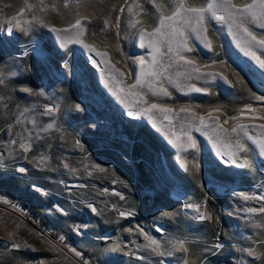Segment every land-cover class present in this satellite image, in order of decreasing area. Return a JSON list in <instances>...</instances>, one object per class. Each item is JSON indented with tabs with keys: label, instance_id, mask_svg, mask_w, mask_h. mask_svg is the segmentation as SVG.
<instances>
[{
	"label": "rangeland",
	"instance_id": "rangeland-1",
	"mask_svg": "<svg viewBox=\"0 0 264 264\" xmlns=\"http://www.w3.org/2000/svg\"><path fill=\"white\" fill-rule=\"evenodd\" d=\"M174 7L0 0V264H264V46L238 27L258 41L264 20L221 7L141 41Z\"/></svg>",
	"mask_w": 264,
	"mask_h": 264
},
{
	"label": "snow or ice",
	"instance_id": "snow-or-ice-1",
	"mask_svg": "<svg viewBox=\"0 0 264 264\" xmlns=\"http://www.w3.org/2000/svg\"><path fill=\"white\" fill-rule=\"evenodd\" d=\"M175 2V7L172 9L171 15L168 16H164L161 15L159 18V27L154 29L153 32L148 33L144 30L141 31L140 33V38L141 41L144 40L145 36L151 37V36H155L157 34H163V35H167V36H171V37H183V33L180 30V27H178V22H183L184 24H189L193 19L195 20L196 24L199 26L200 30H206L204 28V24L203 22L205 21L206 15L205 14H210L212 19L217 20L218 22L224 23L226 18L224 16H218L216 14V9L217 8H224L227 12H228V20H231L232 17L236 16L237 14H239L240 16H249L252 17L254 19H260V20H264V0H253V3L251 4H247L245 5L242 9H238L237 13H234L231 11V9L236 8V5L232 3V0H205V4L206 7H186L185 6V0H174ZM156 7L159 9L162 7V5L157 4ZM129 11H131V9H129ZM15 19V18H14ZM33 20H36L38 23H43V21H40L37 17H33ZM235 22V21H233ZM29 23V27L28 28H24L21 26L20 21H16V25L17 27H21V31L23 32H27L29 31V28L31 27V23ZM105 23H107V21H105ZM245 25V21L244 20H240L238 27L243 28V31L245 33L248 34V36L251 38L252 42L258 43L260 46H264V38H261L257 41V38L255 35H253L249 29L247 27L244 26ZM81 26V20L77 19L75 21V25H73V27H80ZM262 27H264V24L261 25ZM164 29H168L169 31H163ZM9 32L12 31V28L9 27ZM52 31L54 32H60V31H64L62 29H56L53 28ZM180 44H184L183 40L179 41ZM141 46H143V44H141ZM85 47H90L88 45H85ZM210 47V45H209ZM157 52L159 51V49H155ZM169 50L171 51V48H169ZM188 51H191V49H187ZM247 55H251L253 57V59H255L260 67L264 68V59H260L259 56H256L254 52L246 51ZM177 55H179V50H177ZM181 59H184L183 56L180 57ZM139 62L141 65L144 64V57H139L138 58ZM135 63V61H133ZM153 63L155 64V59L153 61ZM188 63H192L191 61H188ZM65 67H67V65H65ZM196 71L198 72L199 69L197 68ZM142 75H157V73H147L144 72L142 69ZM223 79H226L225 77H222ZM0 83H2V81H0ZM229 83H231L229 81ZM195 91H203V89L200 88H195ZM22 91L24 92H28L31 93L32 90L28 89V88H24L22 89ZM165 94H167V90L165 89ZM256 99L258 100H264V97H256ZM152 108H156L157 105L153 104L151 105ZM76 108L79 109L80 106L76 105ZM181 111H186V109H181ZM129 116H133L134 113L129 111L128 112ZM136 115H138V113H136ZM200 123L203 125L204 124V117H200ZM49 127H51V125H49ZM240 128V130L242 132H244L245 134H247V129L245 128L244 125H239L238 126ZM199 130V129H197ZM237 128L234 127L232 129V131H236ZM167 135V133H166ZM249 139H252V137H249ZM188 140L190 141L188 147L190 148H195L196 147V141L193 137L189 136ZM173 143H175V141H173ZM254 143H258L259 144V154L261 156H264V141H254ZM237 144L239 145V142H237ZM21 147L24 148L25 150H27V146L24 144H21ZM239 147H243V145H239ZM245 151H247V149H245ZM219 155V153H218ZM179 159V157H178ZM227 162V161H226ZM230 162L234 165H237L240 168H244V169H251L253 168V162L252 160H250L247 156L244 157L243 162L237 164V161L235 159H231ZM183 164V162H181ZM20 172H24L25 169L24 168H20L19 169ZM246 199L250 198V197H245ZM187 207H191V205H188ZM95 210V209H93ZM62 211V210H61ZM249 211H257L256 209H249ZM259 211L264 212V208L259 209ZM121 215H124V213H121ZM162 216H171L172 213L171 212H163L161 213ZM199 219L203 220L206 217L201 215L198 217ZM11 235V234H10ZM61 239H63V237H61ZM151 245H154L155 247L153 248V251L156 252L158 255H165V252L159 251L160 249V244L156 241V240H151ZM186 241L184 240H178L175 242V244L173 245L174 248H177L180 251H188V249L185 246ZM14 248L19 247V244H13L12 245ZM217 247H220V245H217ZM112 251H117V250H122L120 249L119 244H116L113 246V248L111 249ZM168 255H172L173 253L170 251L167 253ZM249 254L251 255H255V253L250 249L249 250ZM76 255H80L79 252L76 253Z\"/></svg>",
	"mask_w": 264,
	"mask_h": 264
}]
</instances>
